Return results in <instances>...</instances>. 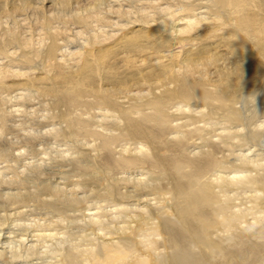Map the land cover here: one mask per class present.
Listing matches in <instances>:
<instances>
[{"label": "bare ground", "instance_id": "6f19581e", "mask_svg": "<svg viewBox=\"0 0 264 264\" xmlns=\"http://www.w3.org/2000/svg\"><path fill=\"white\" fill-rule=\"evenodd\" d=\"M243 2L223 0L220 20L181 38L188 46L169 43L160 24H137L75 63H59L46 25L62 0H0V60L16 54L0 65L11 74L3 81L7 94L27 86L39 93L13 101V115H0L4 134L33 131L16 136L31 151L41 139L34 127L46 128L42 138L83 143L66 188L78 182L97 193L89 202L111 199L127 217L118 231L73 227L56 264H264V26L256 15L237 14L232 5ZM30 68L46 70L30 80ZM35 98L48 99L46 119L41 110L33 119ZM5 185L14 186L9 196L31 193L28 183ZM35 186V196L21 197L25 204L61 207L46 199L57 185ZM76 210L89 214L84 204ZM3 232L0 242L8 243L12 230Z\"/></svg>", "mask_w": 264, "mask_h": 264}, {"label": "clouds", "instance_id": "9594fccd", "mask_svg": "<svg viewBox=\"0 0 264 264\" xmlns=\"http://www.w3.org/2000/svg\"><path fill=\"white\" fill-rule=\"evenodd\" d=\"M4 2L7 4V0ZM232 7L237 14L243 12L245 15H256L261 26H264V0H244ZM60 8L62 11L53 14L52 20L46 25L47 35L51 37L52 51L55 53L53 61L59 58V63H75L77 58H84L90 50L114 40L125 33L126 29L137 24H160L163 26V33L170 36L169 43H183L188 46L190 40L181 38L189 36L201 24L220 20L224 4L223 0H62ZM113 17L116 19H112ZM3 26H7L6 21ZM47 43L45 40V44ZM74 45L77 46L76 52L68 56V48ZM15 55H6L4 60H0V65L5 60L12 63L10 57ZM39 59L40 54L37 52L32 63ZM41 70L46 69L30 68L24 75L31 80L35 72ZM0 72V103L3 105L0 115L7 117L16 113V108L10 107L13 101L30 95L35 97L39 93L27 86L21 93L9 96L7 91L10 89L3 81L10 78L11 74L3 70ZM44 107L47 108V105ZM50 115L45 112L41 118L46 119ZM31 135V130L24 132V136ZM45 135L37 133L36 138ZM3 139L4 131L0 127V140ZM8 140L11 141L12 148L0 150V186L14 181L23 189L27 184L26 177L43 178L45 174L42 169L65 163L68 168L63 171L67 172L73 163L79 164V153L76 152L75 145L68 140H62L59 134L50 145L42 143L38 155H33L30 148L20 147V141L14 137H8ZM15 148L19 150L13 151ZM36 183L34 181L28 185L31 193L21 190L14 196L5 194L0 197L5 201L14 200V208L22 206V211L13 212L11 216L0 212V238L5 235L3 229L12 230L9 242H0V264L21 259L32 260L33 264H56L61 255L56 249L63 248L69 242L73 227L91 225L101 232L118 231L122 226L121 221L127 219L124 211L112 203L111 199L101 202L97 197L89 202L97 193L84 189L78 182L71 188H65L62 181L53 189L54 195L46 198L48 202L61 205L60 208L47 202L37 206L35 199L32 203L25 204L21 197L35 196L38 191ZM135 191L133 188V192L128 195H133ZM82 204L87 205L88 215H82L76 210Z\"/></svg>", "mask_w": 264, "mask_h": 264}, {"label": "rangeland", "instance_id": "374dc122", "mask_svg": "<svg viewBox=\"0 0 264 264\" xmlns=\"http://www.w3.org/2000/svg\"><path fill=\"white\" fill-rule=\"evenodd\" d=\"M8 21H9V27L14 23V22H12L10 19H8ZM27 23H25V22H22L19 26H18V28H20L21 30H23V29H25V28H27V26H28V24H29V22L30 21H26ZM37 39H38V37L37 36H34L32 39H31V43L35 46L36 44H37ZM2 51H3V53L4 54H6V52H5V48L3 47V49H2ZM13 94V93H12ZM12 96V95H11ZM36 99V98H35ZM35 99H33V102H32V104H34L35 105V107L36 108H34L33 107V109L35 110V116H34V118L33 119H36L35 117H38V114H39V111L41 110V114H44V112H43V110H44V108L42 107L43 106V103L44 102H46L48 99L47 98H41V100H40V98H39V100H35ZM44 99V100H43ZM35 100V101H34ZM38 108V109H37ZM37 110V111H36ZM39 110V111H38ZM29 112L31 111L30 109L28 110ZM37 112V113H36ZM23 115H25V116H23ZM26 113H24V114H22V116H20V117H17L18 118V120H16V121H20V119H22V117L23 118H26ZM16 118V119H17ZM20 118V119H19ZM38 119V118H37ZM40 119V118H39ZM38 119V120H39ZM13 121H15V119H12V122ZM55 123H57L56 121H54ZM16 123V124H15ZM14 123V125H17V122H15ZM10 124H11V122H10ZM13 124H11L10 126H12ZM13 129V130H12ZM12 129L10 128L9 130H11V131H9V130H7L6 131V133L4 134V140H2V141H0V150H5L6 148H9L8 146H9V144H12L11 143V141H9V140H7L8 139V136H12V137H14L15 139H17V140H19L18 138H20L21 137V134H22V136H24V131L22 132V131H19L18 129H14V127H12ZM38 128H36V127H34V130H36L37 132H39V131H41V133L43 132H45V129L46 128H42V129H40L39 128V130H37ZM15 131V132H14ZM19 131V132H18ZM17 132V133H16ZM33 132V131H32ZM11 133V134H10ZM10 136V137H11ZM18 138H17V137ZM6 140V141H5ZM62 140H66V139H62ZM67 140L70 142V143H72L73 144V142H71V140L70 139H68L67 138ZM44 141V142H43ZM52 141H53V139H48L47 137H45V138H41L40 140H35V142H33V144H34V148L32 149L33 151H32V154L33 155H38L39 154V149H40V147L41 146H39V145H41L42 143H44V144H46V145H50L51 143H52ZM6 143V144H5ZM38 143V144H37ZM37 144V145H36ZM74 145H75V147L77 148V149H84V147L86 148V146L83 144V143H81V145H80V143H74ZM83 146V147H82ZM6 147V148H5ZM21 147V146H20ZM36 147V148H35ZM11 148H12V146H11ZM19 150V148H15V149H13V151H18ZM59 164H62V165H59ZM65 168H68V165L67 164H65V163H57V164H54L53 166H51L50 168H45V169H42V171L44 172V176H43V178H41V177H39V176H31V177H26L25 179L27 180V183L29 184V185H31L34 181H36V182H47V183H49L51 186H56V185H60L61 184V182L62 181H64V183H63V185H64V187L66 188V186H67V184H68V180L72 177V175H73V171H72V167L70 168V169H68V171L67 172H65V171H63V169H65ZM55 172V173H54ZM62 178H63V180H62ZM54 179V180H53ZM66 179V180H65ZM73 180H74V178H73ZM70 181H71V179H70ZM32 182V183H31ZM31 183V184H30ZM9 185V184H8ZM14 186H7V185H2V186H0V193L2 194V196H3V194H6V193H8V192H11L12 190H10V189H12ZM68 188V187H67ZM4 190H5V192H4ZM0 194V195H1ZM30 204V203H29ZM10 208V209H9ZM0 212H5V213H7L9 216H11L12 215V213L15 211L14 210V208H12V207H7V206H2V203L0 202ZM8 211H9V213H8ZM13 211V212H12ZM18 211H21L20 209L18 210ZM85 213H87V212H85Z\"/></svg>", "mask_w": 264, "mask_h": 264}]
</instances>
